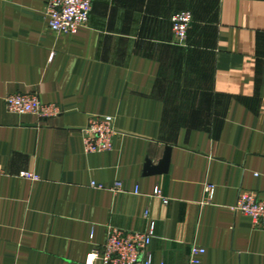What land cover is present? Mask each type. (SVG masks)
Masks as SVG:
<instances>
[{"label":"crops","instance_id":"obj_1","mask_svg":"<svg viewBox=\"0 0 264 264\" xmlns=\"http://www.w3.org/2000/svg\"><path fill=\"white\" fill-rule=\"evenodd\" d=\"M46 2L0 0V264H87L107 227L149 221L153 264H188L192 246L201 264H264V230L232 210L264 200V0H93L74 35L49 30ZM16 94L60 114H10ZM91 117L113 119L111 152L84 153Z\"/></svg>","mask_w":264,"mask_h":264},{"label":"built area","instance_id":"obj_2","mask_svg":"<svg viewBox=\"0 0 264 264\" xmlns=\"http://www.w3.org/2000/svg\"><path fill=\"white\" fill-rule=\"evenodd\" d=\"M93 0H47L44 16L47 26L56 35H74L87 26L92 11ZM192 23L189 12H181L171 18L173 42L182 46L187 40V33ZM6 110L14 115H31L40 120L58 117L60 111L56 105L43 104L35 94H16L6 98ZM84 153L87 155L108 153L112 151L113 139L117 132L111 117H91L81 129ZM20 177L29 181L39 178L33 173L23 172ZM93 187L95 185L92 184ZM96 189L103 190L102 185ZM120 192L117 183L110 189ZM214 187L205 185L204 202L213 197ZM154 197L161 198L156 189ZM235 213L249 217L256 229L264 230V200L252 193H241L232 209ZM145 213V217H147ZM155 238L154 223L149 221L143 233H129L113 227H107L105 238L100 247L92 250L87 264H153L150 245ZM205 251L192 246L188 264H201Z\"/></svg>","mask_w":264,"mask_h":264},{"label":"water","instance_id":"obj_3","mask_svg":"<svg viewBox=\"0 0 264 264\" xmlns=\"http://www.w3.org/2000/svg\"><path fill=\"white\" fill-rule=\"evenodd\" d=\"M170 148H166L165 149V154L164 157L161 161V163L159 164V167L152 169L150 167L149 162H147L146 164V169L149 172V174H163L167 172V168H168V164H169V158H170Z\"/></svg>","mask_w":264,"mask_h":264}]
</instances>
